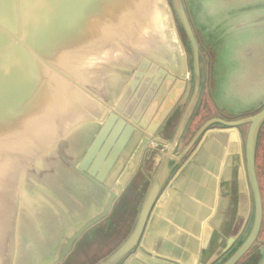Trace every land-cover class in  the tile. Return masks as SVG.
I'll list each match as a JSON object with an SVG mask.
<instances>
[{"label":"water","instance_id":"obj_1","mask_svg":"<svg viewBox=\"0 0 264 264\" xmlns=\"http://www.w3.org/2000/svg\"><path fill=\"white\" fill-rule=\"evenodd\" d=\"M185 4L188 13L183 0H0V264H61L128 194L138 173L129 169L114 183V170L141 136L173 144L172 155L203 82L191 22L215 56L214 105L232 116L256 113L211 118L176 161L165 157L128 232L96 264H121L143 246L149 215L172 175L166 169L172 172L213 123L225 128L206 134L238 136L236 127L249 124L244 147L252 219L222 264H236L260 242L263 200L255 156L264 122V0ZM177 110L182 113L171 125ZM173 126L168 142L163 135ZM235 240L229 237L221 253ZM258 253L255 264H264V245Z\"/></svg>","mask_w":264,"mask_h":264},{"label":"crops","instance_id":"obj_2","mask_svg":"<svg viewBox=\"0 0 264 264\" xmlns=\"http://www.w3.org/2000/svg\"><path fill=\"white\" fill-rule=\"evenodd\" d=\"M152 111L150 114L154 117L156 112ZM173 130L174 126L163 135L168 142L172 140L169 137L173 136ZM207 130L199 137L196 148L185 163L180 161L186 153L180 157L179 165L173 163L176 167L172 172L166 169V174L172 175L165 181L149 215L143 246L138 245L121 264H210L229 237L237 239L248 227L251 218L248 185L245 176L239 179L238 184L233 178L234 164L238 157L242 159L245 142L239 132L238 136L234 132L206 134ZM233 133L238 148L235 155L228 150ZM182 137L173 150V157L168 156L169 146L173 149V144L164 147L152 141L135 151L130 174H138L129 185L128 195H121L113 208L120 209L128 199L121 209L124 211L116 214L120 222L128 219L127 224L133 223L135 208L151 180L159 173L164 158L176 161L175 157L191 142L185 146ZM143 152L145 159L142 160ZM229 155L232 156L229 158ZM239 170L241 174V168ZM141 171L145 172L144 178ZM126 202L134 203L133 209L130 204L128 207L130 214L134 211V216H127ZM205 228L208 229L206 239Z\"/></svg>","mask_w":264,"mask_h":264},{"label":"rangeland","instance_id":"obj_3","mask_svg":"<svg viewBox=\"0 0 264 264\" xmlns=\"http://www.w3.org/2000/svg\"><path fill=\"white\" fill-rule=\"evenodd\" d=\"M185 8H186V4H185V0H183ZM187 9V8H186ZM176 18V25H177V29L180 35V38L182 40V42L184 43L186 50L188 52V55H190V48H189V43L187 41V38L185 36V33L183 32V30L181 29V27L179 26V21L178 18ZM206 47H211V44H205ZM203 50H206V48H204ZM211 50V48H210ZM190 61V67H192V62L189 58ZM206 64H205V60H204V56H203V64H202V74L205 77V73H206ZM192 78V74L190 76ZM203 77V82H202V87H201V94L199 97V102H198V107L195 111V113L193 114L192 118H191V123H192V130H195L196 127H198V125H200L201 123H203V121L207 118V116L212 113L213 109L210 108V106H212L211 104V97H210V92H211V86L206 87V82L204 80ZM213 86V85H212ZM214 104V103H213ZM181 110H177L173 116L170 118V122L171 125L175 124L180 115H181ZM173 123V124H172ZM248 123L243 125L242 127V134L243 137L245 138L247 129H248ZM138 146V142L136 143V145L131 149L127 150V154H128V160H126L125 163H121L119 162L116 165V168L114 170L115 173V181L114 183L117 182V180L120 178V176H127L128 175V171L130 169V167L133 165V162L136 158V148ZM143 158L145 159V152L142 153V160ZM256 169H257V174H258V179H259V185H260V190H261V195H262V200H263V206H264V122L262 123V125L259 128L258 131V135H257V142H256ZM127 194V192H123L122 195ZM128 195V194H127ZM128 199H125V201ZM124 201V203H125ZM124 203L121 204V207L119 210H121L123 208V205H125ZM129 207V206H128ZM118 212V211H116ZM127 216H134V211L131 212L132 214H130L129 210L127 209ZM252 219V218H251ZM250 219V221H251ZM128 221V219L126 220ZM126 221L120 222L122 224L118 225V236H112L109 239L105 240L106 244L103 245L102 247H98V243L101 242L102 238L100 236L95 237V235H93L92 237H89L90 233H86L85 235H83L80 240L78 241L75 249L71 252L70 256H69V261L67 262V264H96L98 261L102 260L105 256L104 255H108V250L113 249L124 237V235H126V233L128 232V229L130 228V223L127 224ZM250 221L248 224V228L250 226ZM105 224V220H103L102 222H100L98 224V226L103 227V225ZM97 227V226H96ZM95 227V228H96ZM94 228V229H95ZM206 229V228H205ZM92 233V232H91ZM244 235L240 236L239 240H242ZM260 239L262 240V242H264V224L262 227V232L260 234ZM102 241V242H105ZM235 245V244H234ZM228 250L225 253L221 254V257L216 260L213 264H220L221 262H223L234 250V246ZM258 245L255 244L252 249H250L236 264H242L244 261H250V259H252V256H256V258L254 259V264L257 262L259 256L257 255V247ZM103 257V258H101Z\"/></svg>","mask_w":264,"mask_h":264},{"label":"flooded vegetation","instance_id":"obj_4","mask_svg":"<svg viewBox=\"0 0 264 264\" xmlns=\"http://www.w3.org/2000/svg\"><path fill=\"white\" fill-rule=\"evenodd\" d=\"M186 9V8H185ZM186 12H187V9H186ZM188 13V12H187ZM191 22V21H190ZM191 24H192V27H193V29H194V33H195V35H196V38H197V41H198V44H199V47H200V55H199V64H200V79L201 80H203V75H202V64H203V56H204V60H205V64H206V73H205V77H204V80H205V84H206V87H209V86H211L212 87V85L214 84V81H215V78H214V75H213V69H212V66H213V63H214V53H213V51L212 50H210V48L209 47H206L205 46V44L203 43V40H202V38H200V36L198 35V32L195 30V28H194V26H193V23L191 22ZM204 48H206V50H203ZM212 102V101H211ZM264 106V105H263ZM262 106V107H263ZM210 108L211 109H213V111H212V113H210L208 116H207V118L203 121V123H201L200 125H198V127H196V129L195 130H192V128H194V127H192L193 125H192V123L190 122L189 124H188V126H187V128H186V131H185V133H184V136L182 137L183 139V142H184V145L186 146L189 142H190V140H192V138L196 135V133L198 132V130L200 129V127L206 122V121H208L209 119H211V118H222V119H224V120H227V121H232V120H237V119H241V118H245V117H248V116H251V115H253V114H255L256 112H245V113H243V114H241V115H239V116H232V115H229V114H227V113H225L224 111H221V110H219L214 104H212V106H210ZM243 125H245V124H241V125H239V126H237L236 127V129L238 130V132H239V134H240V138L242 139V141H243V143L245 142V138L243 137V134H242V127H243ZM249 126V125H248ZM209 128H225L223 125H221L220 123H213V124H211V125H209V127L207 128V129H209ZM206 129V130H207ZM247 133V132H246ZM173 134V133H172ZM203 134V133H202ZM201 134V135H202ZM200 135V136H201ZM199 136V137H200ZM199 137H197L196 138V140L194 141V143L191 145V147L188 149V151L186 152V154L183 156V158H182V160L180 161L181 163H185L188 159H189V157H190V155H191V153H192V151L196 148V143H197V141L199 140ZM245 137H246V135H245ZM166 138H168V137H166ZM169 138H172V136H170ZM169 140V139H168ZM145 142L146 143H149V142H152V140L151 139H149V138H147V137H144V136H141L139 139H138V143H143V144H145ZM183 145V146H184ZM238 154V153H237ZM237 163L236 164H234V174H233V178H234V183L235 184H238V182H239V179H241V178H243V176H245V181H247V179H246V177H247V172H246V161H245V147H244V153H242V159L240 160V157H238L237 158ZM239 168H241V174L239 173ZM255 169H256V156H255ZM256 175H257V179H258V174H257V169H256ZM142 178H144V176H142ZM258 182H259V179H258ZM260 186V185H259ZM132 195V194H131ZM134 197V199L136 198V195L134 194L133 195ZM129 204L131 205V209H133L134 208V203L132 202V203H130V202H126V206H127V209H128V206H129ZM116 211H119L120 212V210L119 209H113L112 210V212L110 213V215L106 218V219H104L105 220V224L103 225V227H99L98 226V224L97 225H95L94 227H92L87 233H90L89 234V237L91 236H93V235H95V237H97V236H100L102 239V241H105V240H107V239H109L110 240V238L113 236H118V231H116V230H118V225L120 224V219L118 220V218L116 217V214H118V212H116ZM121 211H124V209L123 210H121ZM102 222V221H101ZM263 224H264V206H263V217H262V224H261V228H260V232H259V234H258V239L260 240V242H256L255 244H257L258 246L256 247V251H257V255L259 256V253H258V248H259V246H262V245H264V242H262V240L260 239V234H261V232H262V227H263ZM97 226V227H96ZM96 227V228H95ZM95 228V229H94ZM92 232V233H91ZM247 233H248V228H247V226L243 229V231H242V233H241V235L240 236H242V235H244L243 236V238H242V240L245 238V236L247 235ZM85 235V234H84ZM240 236L232 243V246H231V248L233 247V245L240 239ZM80 240V239H79ZM99 242L98 243V247H102L103 245H105L106 244V241L105 242ZM227 242H228V239H227ZM226 242V243H227ZM78 243V242H77ZM77 243H76V245H77ZM119 244V243H118ZM118 244L113 248V249H110V250H108V253L107 254H109L110 252H112L117 246H118ZM254 244V245H255ZM76 245H75V247H76ZM253 245V246H254ZM252 246V247H253ZM75 247H74V249H75ZM225 247V246H224ZM252 247H250L249 248V250L250 249H252ZM230 248V249H231ZM73 249V250H74ZM229 249V250H230ZM72 250V251H73ZM248 250V251H249ZM247 251V252H248ZM246 252V253H247ZM245 253V254H246ZM71 254V253H70ZM70 254L67 256V258L61 263V264H67V262L69 261V256H70ZM221 252L210 262V264H213L216 260H218L220 257H221ZM244 254V255H245ZM104 256H106V255H104ZM229 257V256H228ZM227 257V258H228ZM101 258H103V257H101ZM226 258V259H227ZM256 258V256H252V259H250V261H244L242 264H254V259ZM225 259V260H226ZM224 260V261H225ZM223 261V262H224ZM223 262H221L220 264H222Z\"/></svg>","mask_w":264,"mask_h":264},{"label":"bare ground","instance_id":"obj_5","mask_svg":"<svg viewBox=\"0 0 264 264\" xmlns=\"http://www.w3.org/2000/svg\"><path fill=\"white\" fill-rule=\"evenodd\" d=\"M231 141L229 142V146H228V150L230 151V153H232V155H235L236 154V150H238L237 148V141H236V135L233 133L231 134ZM232 155H229V158L232 156ZM205 236L204 238L206 239L208 237V229L206 228L205 229Z\"/></svg>","mask_w":264,"mask_h":264}]
</instances>
